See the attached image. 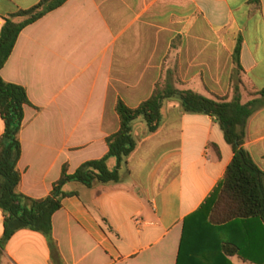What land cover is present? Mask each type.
I'll use <instances>...</instances> for the list:
<instances>
[{
    "label": "crops",
    "instance_id": "0c3cea01",
    "mask_svg": "<svg viewBox=\"0 0 264 264\" xmlns=\"http://www.w3.org/2000/svg\"><path fill=\"white\" fill-rule=\"evenodd\" d=\"M39 1L0 0V34L6 18ZM0 75L32 103L20 134V190L42 199L64 166L74 174L108 153L118 102L139 107L162 79L211 99L231 101L236 87L242 104L261 99L264 0H69L21 33ZM163 119L152 135L135 125L137 149L119 183L66 185L53 216L64 264H178L185 220L224 179L234 151L215 118L184 113L179 101L165 102ZM4 130L0 115V138ZM244 147L264 171V107L249 119ZM4 220L0 210V240ZM232 229L245 245V233ZM190 238L185 250H194ZM1 264L54 263L46 237L26 229L6 244Z\"/></svg>",
    "mask_w": 264,
    "mask_h": 264
},
{
    "label": "trees",
    "instance_id": "16d2710c",
    "mask_svg": "<svg viewBox=\"0 0 264 264\" xmlns=\"http://www.w3.org/2000/svg\"><path fill=\"white\" fill-rule=\"evenodd\" d=\"M68 1L40 0L33 8L5 19L0 34V72L21 33ZM251 1L259 3V0ZM241 48L242 39H239L234 54L238 69L241 68ZM260 95L261 99L242 104L240 90L236 87L231 101L211 99L191 90L177 89L171 77L162 79L151 97L139 107L130 108L122 100L118 102L116 112L120 129L107 138L109 151L103 158L85 162L74 174H69L68 167L64 166L51 194L34 199L21 192L23 175L19 169L25 108L32 103L24 87L8 83L0 75V115L5 125L0 138V210L5 215L0 264L6 244L16 233L26 229L43 234L49 242L53 263L64 264L53 238V216L62 208L63 199L69 196L64 190L66 185L78 182L93 188L119 183L122 169L127 167L130 156L137 149L135 125L143 120L147 134L157 133L163 125L165 102L171 100L179 101L184 113L215 118L234 151L224 179L205 203L185 220L178 264H232L228 257L233 256L245 262L264 264V171L244 147L248 121L264 107V91ZM110 160L117 162L115 169L109 167ZM236 224L242 227H235ZM229 228L245 233V245L232 240ZM190 234L194 250H185Z\"/></svg>",
    "mask_w": 264,
    "mask_h": 264
},
{
    "label": "rangeland",
    "instance_id": "374dc122",
    "mask_svg": "<svg viewBox=\"0 0 264 264\" xmlns=\"http://www.w3.org/2000/svg\"><path fill=\"white\" fill-rule=\"evenodd\" d=\"M236 83H238V80H236ZM144 124L145 126H146V124H145V122L143 121V120H139L138 122H137V124Z\"/></svg>",
    "mask_w": 264,
    "mask_h": 264
}]
</instances>
